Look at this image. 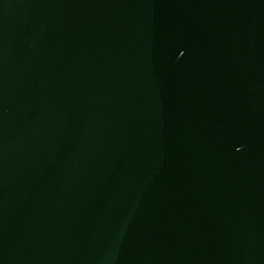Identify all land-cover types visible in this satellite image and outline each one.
<instances>
[{
  "label": "water",
  "instance_id": "obj_1",
  "mask_svg": "<svg viewBox=\"0 0 264 264\" xmlns=\"http://www.w3.org/2000/svg\"><path fill=\"white\" fill-rule=\"evenodd\" d=\"M0 264H264V0H0Z\"/></svg>",
  "mask_w": 264,
  "mask_h": 264
}]
</instances>
